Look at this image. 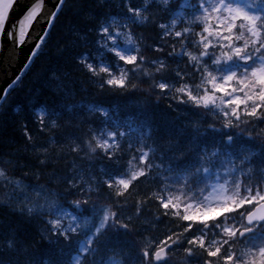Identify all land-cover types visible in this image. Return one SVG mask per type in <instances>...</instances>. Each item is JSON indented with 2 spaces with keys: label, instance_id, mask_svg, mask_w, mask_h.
I'll return each mask as SVG.
<instances>
[{
  "label": "snow or ice",
  "instance_id": "snow-or-ice-1",
  "mask_svg": "<svg viewBox=\"0 0 264 264\" xmlns=\"http://www.w3.org/2000/svg\"><path fill=\"white\" fill-rule=\"evenodd\" d=\"M83 9L84 0H0V75L28 48L23 70L0 87V107L45 54L65 10ZM85 15L95 51L71 60L85 77L79 91L143 93L142 108L166 102L182 122L156 124L150 110L122 120L103 99L76 100L69 73L43 72L15 105L22 147L0 150V206L23 225L39 222L43 264H174L180 250L184 264H264V0H94ZM149 24L162 33L152 45L137 31ZM172 60L183 66L170 71ZM49 95L56 103L41 99ZM29 124L51 135L41 141ZM84 124L79 135L65 131ZM64 156L72 167L58 175L53 161ZM144 182L152 190L141 193ZM153 202L169 225L163 238L137 223ZM20 235L14 228L8 247L28 252Z\"/></svg>",
  "mask_w": 264,
  "mask_h": 264
},
{
  "label": "trees",
  "instance_id": "trees-1",
  "mask_svg": "<svg viewBox=\"0 0 264 264\" xmlns=\"http://www.w3.org/2000/svg\"><path fill=\"white\" fill-rule=\"evenodd\" d=\"M71 2V0H70ZM94 0H84V9L82 12L77 13L75 11H68L61 15L60 20L56 24V28L53 33V37L50 40L49 45L45 48V54L37 60V63L28 71L27 75L23 76V86L17 88L16 91L13 92L12 96L9 97V101L7 105H4L0 108V150L7 151V143L11 142L12 146H21L23 144V140L21 139L22 133L20 129V120L21 116L18 115V109L15 108V105L22 101L26 95H30V89L34 87H38L42 84V80L39 81V74L43 72H50V71H58L62 75L63 73L67 72L70 75V79L76 82V86L78 88V95L76 96V100L80 101L81 99L85 104L93 103L96 99H103V102L109 106H116L118 108L119 118L124 119L129 115H135L139 119H143L146 111L150 110L152 113L155 114L157 119L154 123L159 124L160 116L167 117L170 121H174L175 124L179 125L182 122V118L176 116V114L171 113L170 109L165 107L166 102H161L159 105H149V109L146 110L138 105L137 101H142L144 99L143 93H135L128 97H118V96H105V97H97L95 94L94 89H88L87 91H79V82L84 80L85 77L82 73L71 63V60L75 58L77 54L80 53H88L90 50L92 52L95 51L92 45V40L94 35L88 33L87 25L88 20L85 13L90 12L93 10ZM107 9H104L106 11ZM73 18H75V23H72ZM138 32H142L145 36L144 43L145 44H154L162 35L154 25L149 24L146 27H141L137 29ZM58 44H67L68 47L64 53V55L57 54V45ZM179 47V45H177ZM165 52L169 51L168 48L164 49ZM147 55L150 57H154L160 55L159 53H155L152 51H148ZM169 70L175 69L177 64H180L181 67L183 66L181 61L172 60L169 61ZM46 74V73H45ZM135 82V81H134ZM87 87V85H85ZM142 87H147L146 84L141 85ZM42 100H47L48 102L54 103L53 97L46 96L42 97ZM56 103V102H55ZM183 107V106H181ZM115 114V113H114ZM99 119L98 117H94ZM209 121H205L208 123ZM63 123V121H62ZM89 125L84 124L81 125L80 129L77 130L67 129L68 132H74L77 135L81 134L85 131ZM29 128L31 129L32 133L42 141V133L38 130V125L29 124ZM261 128H264V125H261ZM159 135L160 133H155ZM133 144L136 143L135 137L132 138ZM127 148V144L124 145ZM209 148H211V134L209 137ZM67 151V149H65ZM83 153H81V156ZM70 157V162L68 163L65 169H59L57 172L58 175L64 174L72 167V156ZM77 165H82L87 167V162L81 159H76ZM15 179L16 176L14 177ZM152 190V185L149 182H144L140 185L141 193L148 192ZM4 192V190L0 189V194ZM206 194V193H205ZM2 197H0L1 199ZM139 198V197H137ZM157 207L158 205L153 202L147 205L144 209V214L140 219H148L150 222V233L151 235L157 236L159 238H163L164 230L167 225L166 220L161 219L157 221ZM128 212H131L132 209H128ZM14 216L9 209L0 206V228L6 223L11 222L14 219ZM17 225L22 229L25 225ZM14 228L10 229L12 231ZM45 246H48L45 241H43ZM72 253L65 252L62 256L64 260H70ZM49 258V252L43 254L39 257L38 260L34 262V264H43L45 260ZM26 259H29V254L26 253ZM177 264L183 263L182 258H178Z\"/></svg>",
  "mask_w": 264,
  "mask_h": 264
},
{
  "label": "bare ground",
  "instance_id": "bare-ground-1",
  "mask_svg": "<svg viewBox=\"0 0 264 264\" xmlns=\"http://www.w3.org/2000/svg\"><path fill=\"white\" fill-rule=\"evenodd\" d=\"M55 101V100H54ZM56 102V101H55ZM54 102V103H55ZM68 132V130H65ZM51 133L44 134L42 133V141L47 139L48 136H50ZM70 162L69 156H64L63 158L59 160H54V167L56 172L59 171V169H65ZM53 168H47L45 169L46 173L52 172ZM17 179H20L21 177L19 175L16 176ZM47 179V177H45ZM43 182V181H42ZM0 197H2L0 200H3L5 198V191L0 194ZM138 224H143L151 228V224L148 223V219H140L137 221ZM23 225L21 218L14 216V219L1 226L0 228V260L4 261V264H24V261L26 260V253L29 254V258L35 262L39 259L43 254L48 252V246H45L43 241L41 240L40 236L37 234L38 229L40 227L39 222H33L29 223L20 229L21 235L20 239L23 241H27L31 244V248L28 252H24L21 249H9L8 242L11 236V232L9 231L12 228H17L16 226ZM20 226V227H21ZM151 231V230H150ZM151 235V233H150ZM178 258H182L184 264V257H183V251L180 250L176 256L174 257V264L175 261L177 262ZM178 264V263H177Z\"/></svg>",
  "mask_w": 264,
  "mask_h": 264
},
{
  "label": "water",
  "instance_id": "water-1",
  "mask_svg": "<svg viewBox=\"0 0 264 264\" xmlns=\"http://www.w3.org/2000/svg\"><path fill=\"white\" fill-rule=\"evenodd\" d=\"M21 3H24V0H21ZM23 8L20 9V12H17L14 14L13 19L16 18V16L20 15L21 12H23ZM39 27H42L39 26ZM28 55V48L25 47L19 55V63H15L14 66L7 71V76L0 75V87H3L7 82H10V79L14 77V75L19 74L23 68V64L25 63V57Z\"/></svg>",
  "mask_w": 264,
  "mask_h": 264
},
{
  "label": "rangeland",
  "instance_id": "rangeland-1",
  "mask_svg": "<svg viewBox=\"0 0 264 264\" xmlns=\"http://www.w3.org/2000/svg\"><path fill=\"white\" fill-rule=\"evenodd\" d=\"M209 191H210V189H209ZM207 194V193H206ZM148 223L150 224V222L148 221Z\"/></svg>",
  "mask_w": 264,
  "mask_h": 264
}]
</instances>
